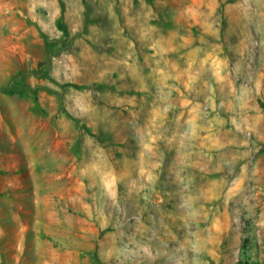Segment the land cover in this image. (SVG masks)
Returning <instances> with one entry per match:
<instances>
[{"label":"rangeland","instance_id":"1","mask_svg":"<svg viewBox=\"0 0 264 264\" xmlns=\"http://www.w3.org/2000/svg\"><path fill=\"white\" fill-rule=\"evenodd\" d=\"M62 1L0 0V264H264V0Z\"/></svg>","mask_w":264,"mask_h":264},{"label":"crops","instance_id":"2","mask_svg":"<svg viewBox=\"0 0 264 264\" xmlns=\"http://www.w3.org/2000/svg\"><path fill=\"white\" fill-rule=\"evenodd\" d=\"M180 95L176 96L174 99L169 101L168 107L173 109V112H177L178 119L182 118L185 114L186 117L191 119L200 118L198 117L199 111V95L205 96L206 89L210 87H175ZM213 88V87H211ZM233 87H216V89L222 93H225L232 89ZM184 92V93H183ZM183 93V94H182Z\"/></svg>","mask_w":264,"mask_h":264},{"label":"trees","instance_id":"3","mask_svg":"<svg viewBox=\"0 0 264 264\" xmlns=\"http://www.w3.org/2000/svg\"><path fill=\"white\" fill-rule=\"evenodd\" d=\"M60 5H61V10L62 12L64 11V2L62 0H60ZM57 26L58 28L63 32V36H64V43L68 42L71 37H70V34H69V31H68V28L64 22V19H63V15H61L59 17V19L57 20ZM46 43H48V41H46ZM35 74V73H34ZM41 74L40 73H37L36 72V75L35 76H40ZM44 76V74H43ZM64 85H71V84H64ZM7 90V89H6Z\"/></svg>","mask_w":264,"mask_h":264}]
</instances>
